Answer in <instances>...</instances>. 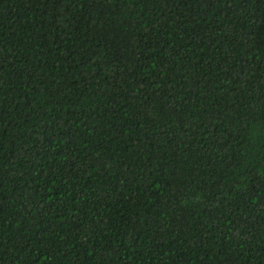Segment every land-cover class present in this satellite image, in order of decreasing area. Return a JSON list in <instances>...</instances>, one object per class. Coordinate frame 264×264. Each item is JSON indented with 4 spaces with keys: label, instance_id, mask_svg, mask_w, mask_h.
Returning a JSON list of instances; mask_svg holds the SVG:
<instances>
[{
    "label": "trees",
    "instance_id": "1",
    "mask_svg": "<svg viewBox=\"0 0 264 264\" xmlns=\"http://www.w3.org/2000/svg\"><path fill=\"white\" fill-rule=\"evenodd\" d=\"M0 264H264V0H0Z\"/></svg>",
    "mask_w": 264,
    "mask_h": 264
}]
</instances>
